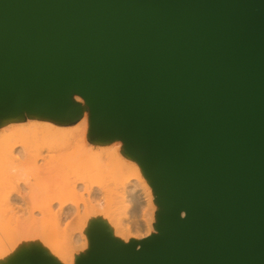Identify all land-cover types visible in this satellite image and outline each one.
<instances>
[{
	"label": "water",
	"instance_id": "water-1",
	"mask_svg": "<svg viewBox=\"0 0 264 264\" xmlns=\"http://www.w3.org/2000/svg\"><path fill=\"white\" fill-rule=\"evenodd\" d=\"M76 96L162 208L79 264H264V0H0V119H76Z\"/></svg>",
	"mask_w": 264,
	"mask_h": 264
},
{
	"label": "bare ground",
	"instance_id": "bare-ground-1",
	"mask_svg": "<svg viewBox=\"0 0 264 264\" xmlns=\"http://www.w3.org/2000/svg\"><path fill=\"white\" fill-rule=\"evenodd\" d=\"M33 114L30 118L37 121L30 125L23 124L22 114L8 118L0 134V242L13 252L37 236L59 250L64 246L60 242L68 240L63 251L71 253L90 245L82 231L97 222L107 224L126 245L138 242L140 247L145 238L159 235L161 207L156 206L153 180L122 147V139L109 145L101 141L99 149L80 145L73 128L65 129L60 119ZM78 119L89 134L91 116L85 112ZM58 152L64 154L54 156ZM47 231L64 242L53 246L52 241L51 246ZM13 257L0 248V264H16Z\"/></svg>",
	"mask_w": 264,
	"mask_h": 264
},
{
	"label": "rangeland",
	"instance_id": "rangeland-1",
	"mask_svg": "<svg viewBox=\"0 0 264 264\" xmlns=\"http://www.w3.org/2000/svg\"><path fill=\"white\" fill-rule=\"evenodd\" d=\"M76 103H78V104H80L81 105V108H82V115H80L79 117H81V116H84V114H85V112L89 115V116H91V111H90V109H89V107H88V105L86 104V101H84L83 100V98L82 97H80V98H78L77 100H76ZM85 107H88L87 108V111H85ZM33 113H31V114H28V113H25V114H23L22 116L24 117H22V122H23V124H25V125H27L28 124V122L30 123H33L34 121H37L36 119H34V118H30V115H32ZM37 114H39V115H41V116H46V117H49L50 118V116H47V115H44V114H41V113H34L33 115L34 116H36ZM36 117H38V115L36 116ZM78 117V118H79ZM8 118H10V117H5V118H2V119H0V134L3 132V130H2V127L4 126V124H5V121L8 119ZM52 118H54V117H52ZM78 118H76V119H72V120H61V122H62V125H63V127H65V129L67 128L68 130H70L71 128H73L72 129V131L73 132H76V134H74V137H75V142L78 144V141L80 142V145H83V144H89V146L90 147H95V149H99V147H101V146H99V143L102 141L101 139H97V138H94L93 136H91V137H89V134H86L85 133V131H84V128L83 127H79L78 126V124H79V119ZM27 120V121H26ZM4 122V123H3ZM27 122V123H26ZM75 122V123H74ZM76 122H77V124H76ZM30 123V124H31ZM68 123V124H67ZM71 123V124H70ZM30 124H28V125H30ZM66 124V125H65ZM71 126V127H70ZM70 128V129H69ZM96 142H97V144H96ZM114 141L112 140V141H108V144H105V145H109V144H112ZM79 145V146H80ZM122 147L124 148V149H126V144H123L122 145ZM64 154V152H58V153H56L54 156H59V155H63ZM155 190V189H154ZM155 201H156V206L157 207H160L159 206V204L157 203V193H156V191H155ZM161 211H162V208H161ZM160 211V212H161ZM159 212V213H160ZM159 216V215H158ZM158 220H159V218H158ZM100 227H102V228H106L110 233H111V235H112V237L114 238V239H116L115 238V236L113 235V233L110 231V228H109V226H107V224H105V223H103V222H97V224H95V225H93V224H91L90 225V228H88V231L87 232H85L84 230L82 231V234L84 233V234H86L87 235V237H89V239H90V245L89 246H87V247H84V248H80L79 250H74L73 252H71V253H67L66 251H63V248H64V246L66 247L67 246V241L65 240V242L62 240V239H57L55 236H54V234H51L50 233V235H48V233L50 232H48L47 231V233H45V234H47V235H45V237H47V238H50V239H52L51 241H50V239H49V242L48 241H46V242H48V243H50V245L52 246V244H51V242L53 241V246H55L54 245V242L57 244H59V242L60 241H63L64 243H61L60 242V244L61 245H63L64 244V246H63V248H62V250H59L60 249V247H58L57 245H56V248L57 249H55L54 247H50V246H48L42 239H41V236H37V237H34V239H32V240H30V242L29 243H27V244H22L21 246H19V247H17V248H14L13 249V252H12V248H9V245L7 244V242H5V241H2V242H0V248L2 249V252L4 253V255H9V254H14L15 256H17V254L18 253H20L22 250H28V249H30V248H32L33 246H39L40 248H42L43 250H44V252L45 253H47V255H48V257H50V260L51 261H53L55 264H79V262H80V260H82V259H84V258H87L88 256H89V254L91 253V251L93 250V246H92V242H91V239H92V234L94 233V231L97 229V228H100ZM73 229V228H72ZM76 228L74 227V230H75ZM91 229V230H90ZM156 229L158 230V224H157V226H156ZM73 230V232H75ZM78 229H76V231H77ZM80 230V229H79ZM78 230V231H79ZM76 232V233H79V232ZM80 232H81V230H80ZM37 233H39V232H37ZM41 234H42V232H41ZM41 234H38V235H41ZM83 234V235H84ZM142 235H145V233L144 234H142ZM48 236H51V237H48ZM46 238V239H47ZM145 239H148V238H145ZM117 240V239H116ZM119 241V240H118ZM82 243H84V241L82 242ZM60 245V246H61ZM84 245V244H83ZM67 248V247H66ZM69 251H71V250H69Z\"/></svg>",
	"mask_w": 264,
	"mask_h": 264
},
{
	"label": "snow or ice",
	"instance_id": "snow-or-ice-1",
	"mask_svg": "<svg viewBox=\"0 0 264 264\" xmlns=\"http://www.w3.org/2000/svg\"><path fill=\"white\" fill-rule=\"evenodd\" d=\"M2 114V113H0ZM94 134L93 129H89V137ZM99 252H103V240L100 241ZM16 264H50V257L39 246H33L28 250H22L16 257L12 258Z\"/></svg>",
	"mask_w": 264,
	"mask_h": 264
}]
</instances>
